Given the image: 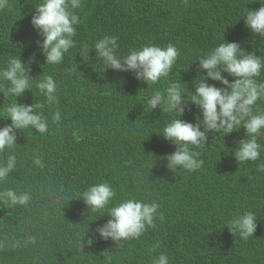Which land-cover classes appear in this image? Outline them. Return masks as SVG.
I'll return each mask as SVG.
<instances>
[{"label": "trees", "instance_id": "trees-1", "mask_svg": "<svg viewBox=\"0 0 264 264\" xmlns=\"http://www.w3.org/2000/svg\"><path fill=\"white\" fill-rule=\"evenodd\" d=\"M41 2L8 0L0 9V67L13 56L28 63L31 91L17 97V102L42 104L40 111L48 120L46 133L17 130L14 148L0 153V163H6L9 155L16 157L14 170L0 181V191L30 194L23 206L0 201V264H152L157 253L165 252L171 264H198L202 246L209 248L207 255L215 264L227 260L264 264V241L249 239L235 246L222 231L240 214L238 210L222 209L212 216H197L202 222H192L204 207L210 180L224 171L234 178L245 175L246 164L244 170L235 171L240 163L234 155L238 141L246 138L245 129L227 135L210 132L207 144L198 151L203 166L184 178L170 176L163 181L162 161L152 149L163 145L159 138L163 128L178 117L159 108L149 112L146 106L155 90L163 92L171 83H181L182 94L191 98L193 81L201 79L196 60L225 39L240 44L245 54L264 59V38L254 35L243 21L248 9H258L264 0H231L225 5L209 2L204 12V0H81V7L72 10L80 18L73 36L75 45L58 65L46 64L36 44L42 37L31 19L34 6ZM230 18L237 23H229ZM104 36L117 37L118 55L149 43L161 47L172 43L179 56L167 78L147 86L130 76V70L107 69L95 57L94 44ZM83 47L90 50L88 63L79 54ZM45 75L53 76L57 84L56 104H48L36 88ZM222 75L233 79L227 73ZM254 79L264 83V69ZM207 83L222 87L218 81L209 79ZM14 100L10 96L6 106ZM110 105L116 110L104 111ZM252 107L253 114L264 112V99ZM193 109L198 111L188 101L181 118ZM56 110L61 114L59 123L52 120ZM119 113L127 127L118 123ZM10 123L5 111H0V128ZM37 157L43 166L34 163ZM105 180L115 191L106 211L85 213L81 223L65 222L74 210L86 206L81 194H75L90 183ZM129 198L156 202L163 219L157 217L155 227H148L139 238L105 240L97 229L111 219L107 212L112 206ZM247 211L264 217L263 193L248 201ZM176 221L179 224L172 237L160 233ZM208 226L215 234L212 243L205 242ZM84 237L92 244L81 248L78 241Z\"/></svg>", "mask_w": 264, "mask_h": 264}, {"label": "clouds", "instance_id": "clouds-1", "mask_svg": "<svg viewBox=\"0 0 264 264\" xmlns=\"http://www.w3.org/2000/svg\"><path fill=\"white\" fill-rule=\"evenodd\" d=\"M230 1L204 0L202 12L208 9L209 2L225 5ZM7 3L8 0H0V9L5 8ZM259 3L261 6L258 9H248L243 21L254 35L264 38V2ZM80 7L81 0H42L34 6L31 24L42 37L36 44L40 53H43L46 64H61L65 53L74 47L75 26L80 23V18L72 10ZM228 22L237 23L234 18H230ZM117 48V37L104 36L94 44L95 57L107 69L122 72L130 70V76L141 83L146 82L147 86L157 84L161 78H167L179 56L178 49L172 43L166 47L149 43L139 49H130L126 55H118ZM89 51L87 47H83L79 53L84 63L89 62ZM196 61H199L198 75L201 79L193 81L195 91H190L191 98L182 94L181 83H171L163 92L155 90L147 100L149 112L159 108L175 113L178 117L163 128L162 136H159L163 145L152 149L162 161V179L166 181L170 176L184 178L189 172L200 169L204 161L200 159L198 151L207 144L210 132L227 135L243 127L246 138L238 141L234 155L236 163H240L235 171L244 170L243 164H246L245 175L234 178L230 172L224 171L210 180L205 192L204 207L192 222H202L197 216H212L222 209L238 210L240 214L228 221L225 224L228 228L222 230L229 240L235 246L249 239L264 241V217L251 211L244 212L250 199L264 194V152L261 151L264 146L260 144L264 143V112L253 114L252 107L257 100L264 99V83H257L254 79L263 71L264 59L251 52L245 54L240 44L225 39V42L210 49ZM222 73H227L233 79L230 81ZM30 77L28 63L20 56L9 57L6 65L0 67V111L4 110L11 120L10 124L0 128V153L14 148L17 130L32 128L41 134L48 131L47 117L40 111L42 104L27 105L17 102V97L31 91ZM209 79L218 81L222 87L207 83ZM36 88L48 104L58 103L57 84L53 76H43L36 82ZM131 92L136 94L133 90ZM10 96L15 97V100L6 106L5 101ZM188 101L193 102L198 111L193 109L187 117L181 118ZM105 110L112 113L116 109L110 105ZM103 117L107 118L104 114ZM52 120L54 123L60 122L59 110L53 112ZM118 123L127 127L120 113ZM34 163L43 166L38 157L34 159ZM15 165L14 155H9L6 163H0V181L9 176ZM105 181L90 183L82 193L75 194H81L80 199L86 206L84 209L74 210V215L71 218L65 217V222L73 220L81 223L85 213L99 209H104L103 213L106 211L115 191ZM29 200L30 194L27 192L18 193L13 189L0 191V201L9 206H23ZM158 209L156 202L147 203L134 198L123 200L108 210L107 214L111 219L97 231L105 240L111 237L115 242L139 238L148 227H155L154 220L157 217L163 219V213ZM178 224V221L172 225L167 224L160 233L172 237ZM214 237L212 227L208 226L205 242L212 243ZM91 244V239L86 240L85 237L78 241L81 248ZM208 249L202 246L198 264H215L207 255ZM152 264H171L168 253H157ZM222 264L236 263L227 260Z\"/></svg>", "mask_w": 264, "mask_h": 264}]
</instances>
